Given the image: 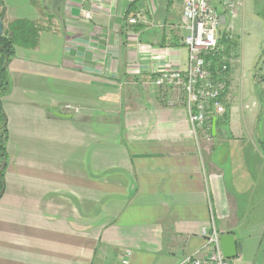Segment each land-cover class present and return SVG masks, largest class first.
Masks as SVG:
<instances>
[{
  "label": "crops",
  "instance_id": "1",
  "mask_svg": "<svg viewBox=\"0 0 264 264\" xmlns=\"http://www.w3.org/2000/svg\"><path fill=\"white\" fill-rule=\"evenodd\" d=\"M4 4L6 24L41 33L10 65L0 264H178L206 255L213 228L242 247L230 264H264V108L248 106L253 82L238 86L239 46L219 44L226 112L206 139L180 94L153 85L188 66L181 0ZM65 105L80 112L55 116ZM12 140L34 143L33 155L16 156Z\"/></svg>",
  "mask_w": 264,
  "mask_h": 264
},
{
  "label": "built area",
  "instance_id": "2",
  "mask_svg": "<svg viewBox=\"0 0 264 264\" xmlns=\"http://www.w3.org/2000/svg\"><path fill=\"white\" fill-rule=\"evenodd\" d=\"M135 3L138 0H125ZM183 14L181 25L187 31L183 40L188 49L189 60L185 70L164 68L153 81L154 87L170 89L180 94L189 114L190 124L196 132L202 130L206 139H211L210 122L213 117L226 112L224 94L228 87L229 62L222 57L219 45L221 27L225 19L230 22L229 34L233 29L239 0H181ZM222 9V13L219 11ZM137 17L128 19L129 24H136ZM230 37V36H229ZM228 37V38H229ZM220 56L213 66L207 61L208 56ZM80 109L65 105L64 114H78ZM207 253L203 257L186 256L178 264H230L225 259L220 245V234L213 228L204 231ZM130 256L131 252L127 251ZM128 264V261H124Z\"/></svg>",
  "mask_w": 264,
  "mask_h": 264
},
{
  "label": "rangeland",
  "instance_id": "3",
  "mask_svg": "<svg viewBox=\"0 0 264 264\" xmlns=\"http://www.w3.org/2000/svg\"><path fill=\"white\" fill-rule=\"evenodd\" d=\"M237 16L238 18L235 19L237 35L231 33L232 40H229L227 36L225 38L224 32L228 31L229 23L223 22L221 30L225 31L219 41L223 48L229 42L236 43L239 46L238 50L240 52L235 56V58L239 57L236 69L239 77L238 86L240 87L241 83L245 84L244 89H247L249 93L253 82V92L246 97L248 106L252 108V103L255 102L256 106L252 110L258 109V107L264 108V84L257 79L258 77H264V0H243V4L236 8ZM255 80H258V82ZM261 120L262 129H260V132L264 136V116ZM11 147L16 156H31L35 144L12 140Z\"/></svg>",
  "mask_w": 264,
  "mask_h": 264
},
{
  "label": "trees",
  "instance_id": "4",
  "mask_svg": "<svg viewBox=\"0 0 264 264\" xmlns=\"http://www.w3.org/2000/svg\"><path fill=\"white\" fill-rule=\"evenodd\" d=\"M0 20L5 24L3 35L0 36V199L4 196L7 183L8 168L7 144L9 140L8 117L4 109V99L13 91L10 65L16 55V47L35 49L39 43L41 27L36 23L19 19L5 22V4L0 0ZM220 44V42H219ZM220 56H208L207 61L215 66ZM264 81V77L262 78Z\"/></svg>",
  "mask_w": 264,
  "mask_h": 264
},
{
  "label": "water",
  "instance_id": "5",
  "mask_svg": "<svg viewBox=\"0 0 264 264\" xmlns=\"http://www.w3.org/2000/svg\"><path fill=\"white\" fill-rule=\"evenodd\" d=\"M3 22L0 20V36L3 35ZM54 115L60 118L70 119L72 115L61 112H54ZM216 131V117L213 118V132ZM220 245L225 259L231 261L236 259L242 251L241 245L237 242L236 237L232 233L222 234L220 236Z\"/></svg>",
  "mask_w": 264,
  "mask_h": 264
}]
</instances>
